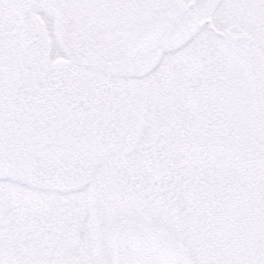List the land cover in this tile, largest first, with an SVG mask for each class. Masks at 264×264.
<instances>
[{
    "label": "snow or ice",
    "instance_id": "obj_1",
    "mask_svg": "<svg viewBox=\"0 0 264 264\" xmlns=\"http://www.w3.org/2000/svg\"><path fill=\"white\" fill-rule=\"evenodd\" d=\"M0 264H264V0H0Z\"/></svg>",
    "mask_w": 264,
    "mask_h": 264
}]
</instances>
